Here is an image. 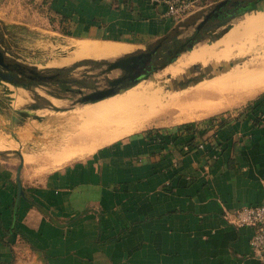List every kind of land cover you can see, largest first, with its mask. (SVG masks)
Returning a JSON list of instances; mask_svg holds the SVG:
<instances>
[{"label":"crops","instance_id":"crops-1","mask_svg":"<svg viewBox=\"0 0 264 264\" xmlns=\"http://www.w3.org/2000/svg\"><path fill=\"white\" fill-rule=\"evenodd\" d=\"M213 1L195 0L194 10ZM21 3L40 5L64 36L124 42L123 54L176 24L162 0H0V10ZM235 63L220 60L226 70ZM44 87L21 90L67 101ZM26 127L11 121L12 145L0 148V264H264L250 247L254 228L225 218L264 202V95L211 120L135 130L61 158Z\"/></svg>","mask_w":264,"mask_h":264},{"label":"bare ground","instance_id":"bare-ground-1","mask_svg":"<svg viewBox=\"0 0 264 264\" xmlns=\"http://www.w3.org/2000/svg\"><path fill=\"white\" fill-rule=\"evenodd\" d=\"M257 13H254L253 16L249 14L241 25L230 28L219 39L210 43L193 46L192 49L182 53L174 63L166 66L163 72L177 75L189 64L196 62L206 64L210 60H228L235 55L247 56V59L240 63H235L228 70L222 71L211 78H205L198 83L196 82L197 84L174 93L168 92L164 94L162 92L164 90H141L134 92L127 89L117 95L112 94L113 96L110 95L111 97L107 96L109 98L105 97L106 99L101 103L87 106L81 111H75L66 115L64 117L65 121L60 124L58 121H52V125L50 127L45 125V129L41 132L46 153L55 157L62 155L63 157H68L69 153L76 147H81L82 149V146L88 144L97 143L98 145L113 140L119 133L121 134V131H131L134 128L143 127L158 112L176 109L179 113L190 116L192 112L217 110L220 107L233 104L237 100L249 97L263 90L264 11ZM44 36L60 54L67 51L63 56L69 60L85 57L95 59L110 58L120 55L130 48V46L121 41L76 39L66 36L65 39L70 49H65V44L61 42L58 35L47 34ZM253 38L258 39L259 44ZM233 48H236V51H232ZM144 65H140L136 69ZM40 66L42 67L41 64ZM141 79L142 75H139L133 78V81L137 82ZM137 92L142 93L140 96H137ZM19 95L20 91L17 90L10 95L8 100L11 103L14 101L13 104L16 105L15 100L22 97ZM15 107L19 108L18 106ZM19 109L26 113L24 124L34 126L35 128L37 125L44 124L45 122L47 124V116L54 113L53 110L48 108ZM113 124L121 125V131L110 135L109 132L118 127L112 128ZM18 129L21 132L23 131L21 127ZM7 137H0V148H7L12 145V142ZM97 138L98 141L93 142Z\"/></svg>","mask_w":264,"mask_h":264},{"label":"rangeland","instance_id":"rangeland-1","mask_svg":"<svg viewBox=\"0 0 264 264\" xmlns=\"http://www.w3.org/2000/svg\"><path fill=\"white\" fill-rule=\"evenodd\" d=\"M218 1L220 0H215L211 2V4L207 5L203 9L194 10L193 8L192 11H190L187 15H185L180 21L178 20L176 22V26L174 27L175 29L173 30L174 33L177 35V37L184 38L190 35L195 29L197 23L201 21L203 16L207 12H209ZM242 1L246 3L251 0H242ZM27 5L21 3V6L18 8L14 6L13 8L8 7V8H2L0 10V50L7 61H9L12 64L18 63L22 67H31L39 73L48 74V75L61 74L62 69H70L69 70L70 72L68 71L69 72L68 76L70 78L72 77L80 78L85 82L92 84L93 86H98L99 88L107 87L108 80L116 77L122 72L120 68H115L107 72H102V70L107 68L110 61L115 60L118 56H121L123 53L114 57L101 58V59L85 57L76 60H69L65 58L63 54H65V52L67 51L61 52L60 54V52H58V50L44 36L47 34L58 35L61 42L65 44V49H70L69 45H67V40L65 39L66 36H64L66 34L57 31L58 27L56 25V20L54 19L51 20L49 14L46 13V11L40 5L36 6L34 9L32 6H31L32 8L29 6V3H27ZM259 11H264V0L259 4L257 8L218 21L219 22L218 26H214L213 23H211L212 25L208 26L204 30L207 31L204 34L205 35L204 38L206 39L209 37L208 32L214 35L219 31L223 32L226 31L228 28L239 26L245 20V18L249 16V14H252L253 16L254 13L257 12L259 13ZM173 20L175 21L174 18ZM217 38L214 39L216 40ZM253 40H256L259 44L258 39L253 38ZM210 42L211 40L206 39L198 42V44L195 45H199L202 43H210ZM189 49L190 48L180 52L179 55L172 62H170V64L174 63L175 60L182 53L188 51ZM163 50L164 48H162L161 51ZM232 51H236V48H233ZM247 58H248L247 56L235 55L233 57H230L226 61L229 64L235 62L240 63L241 61ZM100 60L103 61V63H100L99 65L95 63L96 61L98 62ZM161 60L162 59H155V63L157 65H160ZM40 64L42 65V67L40 66ZM75 64L76 65L78 64V66H76ZM163 69L155 68L154 69L155 72H152L151 75H147L145 79H143L139 83L134 84L129 88H126L125 90L129 89V90H133L134 92L141 90H145V91L164 90L162 91L164 94L165 93L167 94L168 92L174 93L178 90L187 87L188 85H191L189 83L183 85L182 83L185 82L186 80H192V79L202 80L204 78H211L216 74L225 71L226 67L221 65L220 61L210 60L206 64L202 62L189 64L185 66L183 68V71L177 75H170L168 73H164ZM179 78L181 80L177 82ZM92 85L90 87H84L83 89H81L82 93L78 94L75 91L74 92L70 90L66 91L62 88V86H56L55 84H51V83L48 84L46 87H49L51 90H53L54 95L56 96L60 95L67 98V101L65 100V103H62L61 107H58L43 100L44 98H42V96L39 95V93H34V94L40 97H33L31 95L32 93L27 92L25 90L24 91L21 90L23 89L22 87L15 86L10 81L0 76V137L8 136L7 139L10 140L9 138H11V135L7 128H9L11 121L16 127H19V125L21 124L23 126L26 113L20 110L19 108L23 110H31L37 108L44 109L48 107V109L54 111V113H51L49 114V116H47V124L45 122L44 124L37 125L36 131L38 133H41L45 129V125H47L48 127L52 125L51 124L52 121H58V123L60 124L65 121L64 117L66 115L73 113L75 111H81L87 106L101 103L106 98L111 97V96L106 98L104 97L103 99L101 98L98 101L92 100L87 102H77L76 101L77 98H79L82 94L88 93L92 90ZM44 86L45 85L43 86L38 85L35 92H40V94L42 93L45 95L46 88ZM66 86L72 88L74 87L72 85H66ZM17 90L20 91L19 96L22 97L15 100L16 101V105H15L13 104L14 101H12L13 103H11L8 100V98H10V95L16 92ZM125 90L121 92H124ZM121 92L115 93L114 95H117ZM141 93L142 92H137L136 95L140 96ZM262 95H264V89L258 91L257 93L249 97L237 100L233 104H229L227 106L220 107L217 110H213L212 112L209 113L206 112V114H199L193 117L185 116V114L183 115L179 113L178 110L176 109H167L165 111L158 112V114L155 115L151 119V121L145 126L140 128H134L132 130L133 131L141 130L148 127L162 128L169 126L170 124H176L179 122L192 123L201 120H211L222 114H229L234 111L244 109L248 105H252L255 102V100L259 99ZM54 102H59V101L54 100ZM44 103H48L51 106H47ZM15 106H18L19 108ZM57 111H62V112L59 113ZM194 113L196 112H192L191 115H193ZM116 126L118 125L113 124L111 127L114 128ZM120 126L121 125H119L116 129L110 131L109 134L113 135L121 131ZM29 127L31 128L32 126ZM23 130H25L24 127ZM132 130L123 131V132L121 131V134L119 133V135H117L118 137L116 136L113 139L116 140L118 138H121L126 134L132 132ZM97 141L98 138L96 139V141L94 140L93 142H97Z\"/></svg>","mask_w":264,"mask_h":264},{"label":"water","instance_id":"water-1","mask_svg":"<svg viewBox=\"0 0 264 264\" xmlns=\"http://www.w3.org/2000/svg\"><path fill=\"white\" fill-rule=\"evenodd\" d=\"M229 1L230 0L218 1L212 7V9L203 16L201 21L199 23H197L194 30H197L200 27H202L206 24H210V23H215V24L219 25L218 21H220V20L226 19L230 16H236L238 14H242V13L247 12V10L243 11V12H241V10L248 6L249 1L246 3L242 0H231L230 2ZM225 7H228V8L237 7V8H235L232 12H224L222 14L221 11H225ZM219 9H222V10L220 11ZM219 12H221V14ZM175 26H176V24L173 26V28L169 32H167L166 34H164L160 38L154 40L153 42L148 43L144 48H140V49H137L135 51L125 53L121 56H118L115 60L110 61L107 68L103 69L102 72H107V71L115 69V68H120L121 70L130 71L131 69H133L135 67H138L140 65H144V64L148 63L150 58L157 52L159 45L160 44L165 45L166 39L164 38V36L170 32L171 33L174 32L173 30L175 29L174 28ZM165 53L167 54V56L170 55L169 51L166 50L165 48L163 51H161L159 53V55H162ZM0 58H5L2 52H0ZM101 63H103V62H101ZM167 64L168 63H166L165 65H167ZM165 65H163L162 67H164ZM76 66H78V64ZM76 66H74V67H76ZM19 70H20L19 72L21 74H23L25 72L21 68H19ZM64 70H66V71H65V73L61 74L60 78H54V77H51L50 75L39 73L33 69H28L27 71H28V73L29 72L33 73L35 75V77L37 78V80L52 81V82H48L49 84L50 83L51 84L74 83V84H76L75 87H73V88L72 87H66V88H64V90H66V91L70 90L73 92L75 91L78 94L82 93L81 89H83L84 87H90L92 85L91 84L89 86H86L84 84H81L83 82L81 79H78L76 77L70 78L68 76L70 69H64ZM119 75H117L116 77H114L112 79H109L108 80V86L105 88H99L98 86L92 85V90L88 93L82 94L79 98H77L76 101L77 102H87V101H92V100H98V99L110 96L112 94L121 92L119 90L124 86H127L126 88L131 87V86H129L130 84L125 83V81H124L125 78L123 76L120 77ZM0 76L3 77L4 79L10 81L15 86L19 85V84L15 83V82H17V80L16 79L14 80V76L11 74L4 73V72L0 71ZM119 82H121L122 85H120L119 87H116L115 85H117ZM42 84L43 83L41 82L40 85H42ZM19 86H22V85H19ZM36 87H37L36 85H30L29 86L30 89L36 88ZM23 88H25V86H23ZM123 90H125V89H123Z\"/></svg>","mask_w":264,"mask_h":264},{"label":"built area","instance_id":"built-area-1","mask_svg":"<svg viewBox=\"0 0 264 264\" xmlns=\"http://www.w3.org/2000/svg\"><path fill=\"white\" fill-rule=\"evenodd\" d=\"M165 14L180 21L194 8L195 0H162ZM227 222L234 226H251L254 232L249 240L252 254L257 257L264 255V202L245 204L232 211L225 212Z\"/></svg>","mask_w":264,"mask_h":264},{"label":"trees","instance_id":"trees-1","mask_svg":"<svg viewBox=\"0 0 264 264\" xmlns=\"http://www.w3.org/2000/svg\"><path fill=\"white\" fill-rule=\"evenodd\" d=\"M263 0H251L249 1V4L246 8H243L241 10V12L243 11H248V10H252L254 8H257L259 6V4L262 2ZM212 24H206L202 27H200L199 29L197 30H194L190 35L184 37V38H178L177 35L174 33V32H170L168 33L167 35L164 36V38L166 39V43L164 45V48L166 50L169 51L170 55L167 56V58L164 60V62H162L160 65H155V66H152L150 68V70L145 74V77L147 75H151L152 72H154V69L155 68H161L163 65H165L166 63H169V62H172L178 55L180 52L188 49V48H191L193 47L195 44H197L198 42L200 41H203V40H215L214 38H217V37H220L222 34H224L226 31H228L230 28H228L226 31H219L217 33H215L214 35H212V33H209L208 32V35L209 37L208 38H204V34L207 32V31H204L205 28H207L208 26H211ZM214 26H218V24H215L213 23ZM92 62V61H91ZM95 62V61H93ZM103 61H96L95 63L96 64H99ZM23 71H25V73L27 72L28 73V69H33L31 67H20ZM34 70V69H33ZM36 71V70H35ZM66 70L62 69V72L61 74L65 73ZM82 80V79H81ZM83 82L81 84H84L86 86H89L91 84L85 82L84 80H82ZM196 80H188V81H185L183 82L182 84L183 85H186V84H192L194 83ZM16 83V82H15ZM20 84V82H18ZM22 84V83H21ZM22 85H25V84H22ZM28 84H26L25 86H27ZM131 86V84L129 85ZM68 86H66L65 84V87L66 88ZM127 86H124L122 87L119 91H122L123 89H126ZM250 105H248L246 108H249Z\"/></svg>","mask_w":264,"mask_h":264},{"label":"flooded vegetation","instance_id":"flooded-vegetation-1","mask_svg":"<svg viewBox=\"0 0 264 264\" xmlns=\"http://www.w3.org/2000/svg\"><path fill=\"white\" fill-rule=\"evenodd\" d=\"M235 8H237V7H231V8L225 7V11H221L222 9H219V10L223 14L224 12H232ZM221 12H219V13L221 14ZM162 48H164V44L163 45L162 44L159 45V47L157 49V52L150 58L149 62L146 65H144L143 67L138 68V69H136L137 67H135V68L131 69L130 71L122 70V72L120 73L119 76L120 77L123 76L125 78V80H124L125 83L131 84V86H133L136 83H139L140 81H142L143 79L146 78L145 74L150 70V68L152 66L157 65L155 63V59H162L160 61V64H161L167 58V54L166 53L162 54V55H159V53L161 52ZM20 67H22V66L20 64H18V63L17 64H12L9 61H7L6 58H0V71L13 75L14 76V80L15 79L17 80L16 84H19L18 82H20L19 85L28 84L26 87L29 88L30 85H40L41 82L43 83L42 86L43 85L47 86L49 84L48 82H52V81L37 80L35 75L33 73H30V72L29 73H27V72L25 73L24 72L23 74H21L19 72L20 71L19 70ZM161 68H163V67H161ZM46 75H48V74H46ZM139 75H142V79L137 81V82L133 81V78H136ZM50 76L54 77V78H60L61 74L50 75ZM19 77H21V78H19ZM65 84L59 83V86H62V88L64 89ZM25 85H22V86H25ZM120 85H122L121 82H119L115 86L119 87Z\"/></svg>","mask_w":264,"mask_h":264}]
</instances>
